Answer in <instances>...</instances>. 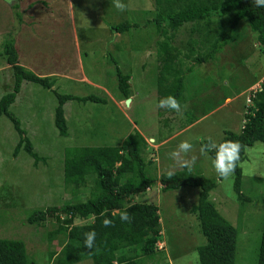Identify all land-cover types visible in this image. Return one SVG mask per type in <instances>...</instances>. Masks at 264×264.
Returning a JSON list of instances; mask_svg holds the SVG:
<instances>
[{"label": "rangeland", "instance_id": "1", "mask_svg": "<svg viewBox=\"0 0 264 264\" xmlns=\"http://www.w3.org/2000/svg\"><path fill=\"white\" fill-rule=\"evenodd\" d=\"M30 1L19 2L26 12L18 9L22 16L16 18L8 2L0 0V52L5 43L14 40L21 65L38 74L57 71L59 76H56L54 88L58 93L79 97L95 94L107 100L106 103L66 102L69 135L63 137L54 123L58 99L53 89L30 81L22 83L10 111L20 120L35 150L46 161L35 165L34 159L23 149L14 155L20 136L13 122L1 115L0 238L23 239L27 251L39 264H53L48 261L49 246L45 236L52 222L49 221L46 228L38 227L27 223L26 218L34 207L60 206L66 202L62 183L64 149L117 146L137 130L146 136L149 151L157 153L158 170L171 173L187 164L194 171L216 180L217 187L212 190L211 199L237 229L236 264H257L264 217V144L257 143L248 149L242 164L241 191L247 198L243 201L234 191V176L230 174L220 181L213 167L214 159L197 145L198 141L207 139L218 143L225 131L238 130L240 115L246 113V106L251 104L246 100L250 91H242L264 79V57L255 45L257 36L247 21L241 23L245 35L241 42L224 48L208 63L194 69L186 68V93L176 111L160 107L157 94L155 43L159 37L156 36L157 27L148 21L157 14L158 0H119L124 5L123 10L115 7L116 0H70L69 5V0L64 4L55 0L50 6H41L44 1L37 0L41 4L37 7L25 4ZM124 21L134 24L128 32L120 35L111 30L110 27ZM77 41L79 51L74 50ZM190 64L191 60L184 61V67ZM117 66L133 77L129 104L126 100L119 102ZM83 74L93 83L83 81ZM13 84V69L1 54L0 98L12 91ZM226 96L230 98L225 99ZM181 107L186 111L192 109L195 120L202 115L199 124L193 121L195 126L180 136L182 142L188 139L192 143L184 153L179 150L180 137L168 145V139H164L169 128L176 132L184 124ZM175 113L182 115L177 117ZM174 148L178 153L166 167L162 161L172 157ZM162 186L157 182L149 191L136 196V202L156 204L160 208L163 237L160 246L163 248L154 259H147L146 264H199L197 248L206 243V238L191 208L198 201L200 189L182 187L162 191ZM87 191L82 189L78 199H86ZM53 248L60 250L57 241ZM75 264L94 263L85 259Z\"/></svg>", "mask_w": 264, "mask_h": 264}, {"label": "trees", "instance_id": "2", "mask_svg": "<svg viewBox=\"0 0 264 264\" xmlns=\"http://www.w3.org/2000/svg\"><path fill=\"white\" fill-rule=\"evenodd\" d=\"M5 1L17 14L15 17L21 18L22 13L18 10L21 3ZM158 5L157 14L148 22L158 29L156 36L159 38L155 44L159 100L172 96L182 104L187 69L208 63L224 48L241 42L244 35L241 23L244 20L256 33L255 45L264 57V7H257L254 0H158ZM133 25L124 21L110 28L122 34ZM1 54L6 56V62L13 69L14 84L12 91L0 98V116L6 115L19 133L14 155L23 149L38 165L41 161L45 162L46 158L35 150L20 120L10 111L24 81L53 89L58 99L54 123L63 137L69 135L64 109L66 102L106 103L107 99L95 94L79 97L58 93L54 88L57 77L40 76L19 63L14 40L5 43ZM187 59L192 62L190 67H184ZM116 74L119 100L123 101L132 96L133 77L123 73L118 66ZM246 109L248 113L241 116V121L246 118L244 127L240 124L238 130L225 131L223 138L216 143L218 146L233 141L241 145L240 161L231 173L234 176L233 188L240 201L247 199L241 191L244 177L242 164L247 158V151L257 143L264 144V80ZM182 111L187 118L184 124L189 119L195 120L192 109L186 111L183 107ZM178 140L182 142L181 137ZM208 143L209 139L200 140L197 145L214 159L216 149L209 151ZM149 150L147 141L137 130L117 146H74L64 149L62 183L66 202L60 206L34 207L26 218L27 223L38 227L46 228L49 221L52 222L53 226L45 234L49 246L48 261H53V264H75L91 259L94 264H146L147 259H154L160 252L157 243L163 240L160 208L156 204L138 203L136 196L160 182L162 191L182 187L200 189L198 201L191 208L206 238V243L197 248L199 264H236L237 229L220 213L211 199V192L217 187L216 180L194 171L187 164L169 176L170 172L163 167L165 171L158 170L160 163L156 162L157 153ZM174 153L162 161L163 165L167 167L171 164L178 153L175 148ZM218 179L221 181L225 178ZM82 189L88 190L86 199H78ZM122 212H127V221L120 220ZM105 219L112 222L107 227L103 224ZM90 231H95L96 235L93 246L87 248L84 245L85 234ZM55 241L60 246L59 251L53 248ZM36 259L27 251L23 239L0 238V264H39ZM256 262L264 264V217Z\"/></svg>", "mask_w": 264, "mask_h": 264}, {"label": "clouds", "instance_id": "3", "mask_svg": "<svg viewBox=\"0 0 264 264\" xmlns=\"http://www.w3.org/2000/svg\"><path fill=\"white\" fill-rule=\"evenodd\" d=\"M254 2L257 7H264V0H254ZM115 7L120 10L124 9V5L120 3L119 0H116ZM261 83L259 85L254 86L253 88H257L259 90L261 87ZM246 100H247V95H246ZM159 106L162 108L168 107L176 111H179L180 109V104L172 96H168L167 98L162 99L159 103ZM248 106L250 105H247L246 108ZM246 113H248V111H246ZM244 114L242 116H244ZM245 123H246V118H243L241 121V124H242L241 126L244 127ZM143 137L146 138V136H143ZM153 141H154V138H153ZM179 148L180 150L187 152L191 148V144L187 141H184L180 143ZM207 148L209 151H211L212 149H216V155L212 163H213L215 172L217 173V176L219 178H227L232 172H234L235 168L238 166V162L240 161L241 145L239 142L226 141L217 146L216 143L210 139L207 145ZM203 150L204 149L202 148L201 151L203 152ZM173 155H175V153H173ZM171 175L172 173H169V176ZM128 219L129 217H128L127 212H122L120 214L121 221H127ZM111 223L112 222L109 219H105L103 221V224L105 227L109 226ZM95 235H96L95 231H90L85 234V240H84L85 247L91 248L93 246ZM160 242L157 243L159 251L160 249L163 248V246H160Z\"/></svg>", "mask_w": 264, "mask_h": 264}, {"label": "crops", "instance_id": "4", "mask_svg": "<svg viewBox=\"0 0 264 264\" xmlns=\"http://www.w3.org/2000/svg\"><path fill=\"white\" fill-rule=\"evenodd\" d=\"M41 2L42 1H44V3L42 2V5L41 4H39V2L36 0V1H34V0H32V2L30 1V2H25V4L26 5H28V4H31V5H29V6H32V5H35L36 7H37V5L39 4V5H41V6H50V3L52 4L53 2H55V0H50L49 2H47L46 0H40ZM63 1V4L66 2L65 0H61V2ZM10 2H12V4L13 3H15V2H21V3H24V2H22V0H10ZM69 4H71V2H70V0H69V2H68V5ZM28 6V7H29ZM23 7H24V5H23ZM22 7V10H23V12H26V8H23ZM50 8V7H49ZM70 8H71V5H70ZM28 9V8H27ZM72 9V8H71ZM28 10H30V8L28 9ZM115 33H119V32H115ZM120 34V33H119ZM121 35V34H120ZM75 46H77V49L75 48L74 50H77V51H79V44H78V41H77V45L75 44ZM78 54H79V52H78ZM33 72H35V71H33ZM36 73V72H35ZM36 74H38V73H36ZM38 75H40V76H50V77H52V76H54V77H56V76H59V74L57 73V71L56 72H48V73H46V74H42V73H40V74H38ZM84 75V74H83ZM61 76V75H60ZM63 76H66V75H63ZM83 81H87L88 83H93L92 81H90V80H88L87 78H86V76L84 75L83 76ZM263 80L261 79V81L259 82V83H256L255 85H252V86H250V87H248V89L247 90H250L251 88H253L254 86H256V85H259L261 82H262ZM92 85H94V84H92ZM247 90H245V91H242V92H246ZM242 92H240V93H238L237 95H235V97H238ZM186 93V92H185ZM184 93V94H185ZM228 98H230V97H225V99H228ZM119 102H121V101H119ZM65 107V106H64ZM241 110V109H240ZM169 112V111H168ZM174 114V113H173ZM177 113H175V115H176ZM175 115H174V117H173V120H175L177 117H179V116H181V115H176L177 117H175ZM243 115V114H242ZM242 115H240V117L242 116ZM202 116V115H201ZM200 116V117H201ZM200 117H198V119L200 118ZM198 119H196V120H194V122L196 121L198 124L200 123V122H198ZM185 120H187V118L185 117ZM184 120V121H185ZM194 122L192 121H189V122H187V123H185V124H182L181 125V127H178V131H176L175 132V130L176 129H174L173 131H172V129L171 128H169L168 129V131H169V134L167 135V134H164L165 136H164V139H168V141H167V144L166 145H168L169 143H171V141H173L174 139H177L178 137H180V136H182V135H184V133H186V132H188V131H190L191 129H192V126L194 125ZM195 126V125H194ZM175 132V133H174ZM173 133V134H172ZM176 136V137H175ZM174 137V138H173ZM185 141H187V142H190V141H188V139L187 140H185Z\"/></svg>", "mask_w": 264, "mask_h": 264}, {"label": "built area", "instance_id": "5", "mask_svg": "<svg viewBox=\"0 0 264 264\" xmlns=\"http://www.w3.org/2000/svg\"><path fill=\"white\" fill-rule=\"evenodd\" d=\"M249 91L250 92L247 94V102L252 103V97L254 96V93L256 91H258V89L257 88H251Z\"/></svg>", "mask_w": 264, "mask_h": 264}, {"label": "water", "instance_id": "6", "mask_svg": "<svg viewBox=\"0 0 264 264\" xmlns=\"http://www.w3.org/2000/svg\"><path fill=\"white\" fill-rule=\"evenodd\" d=\"M130 102H131L130 98L126 99V104H129Z\"/></svg>", "mask_w": 264, "mask_h": 264}]
</instances>
